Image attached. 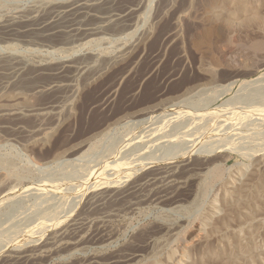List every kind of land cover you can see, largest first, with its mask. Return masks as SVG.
<instances>
[{"label":"rangeland","instance_id":"obj_1","mask_svg":"<svg viewBox=\"0 0 264 264\" xmlns=\"http://www.w3.org/2000/svg\"><path fill=\"white\" fill-rule=\"evenodd\" d=\"M258 17L264 0H0V264H264Z\"/></svg>","mask_w":264,"mask_h":264},{"label":"bare ground","instance_id":"obj_2","mask_svg":"<svg viewBox=\"0 0 264 264\" xmlns=\"http://www.w3.org/2000/svg\"><path fill=\"white\" fill-rule=\"evenodd\" d=\"M107 2L108 1H113V0H106ZM74 4H76V3H74ZM219 3L218 2H213L211 5H210V7H208L209 8V11H210V8H211V10H212V8H215L217 5H218ZM239 4H241V3H239ZM87 5V2H81L80 4H77L75 7H78V6H80V8H83V7H85ZM224 6V5H223ZM72 8V6H70V9ZM59 13V12H58ZM210 16V15H209ZM208 16V17H209ZM212 17H211V20H213V21H216V18L213 16V15H211ZM209 19H210V17H209ZM215 19V20H214ZM258 19H259V17H258ZM264 19H259L258 20V22L259 23H264V21H263ZM215 23V22H214ZM250 23V22H249ZM212 25V24H211ZM215 26V25H214ZM213 25L212 26H210V27H208L207 28V30H206V33L204 34V36L203 37H201V39L199 40V44L200 45H207V46H209V48H210V46L215 42L214 40H215V36H216V29H215V27H214ZM229 26V25H228ZM261 27V26H260ZM263 27V26H262ZM77 31H79V30H82V31H86L87 29H85L82 25L80 26V27H77V28H75ZM54 32H53V29H51V30H49V31H46L45 33H44V35H50V34H53ZM264 36V35H263ZM217 37V36H216ZM217 39V38H216ZM252 48L254 49V51L255 50H264V40L263 39H260L259 38V40H255L254 42H252ZM200 47V46H199ZM251 48V49H252ZM219 62V61H218ZM64 66L65 65H60V66H58V67H56V68H54L53 70H52V75H54V76H56L57 77V79L56 80H51V81H49V82H47V83H45V84H42V85H38V86H36L34 89H35V91L36 92H42V91H47V92H50V91H53V90H56V89H59V88H61V87H63L65 84H64V81L62 80V78H63V74H64ZM10 73L12 74V75H14V74H16V71H15V69L13 68V67H10ZM211 149V148H210ZM204 151V150H203ZM100 169V168H99ZM110 169V168H109ZM220 170V169H219ZM216 171H218V170H216ZM213 172V171H212ZM147 173V172H146ZM216 173H214L213 175H215ZM219 174V173H218ZM261 175V174H260ZM259 176V175H258ZM107 177V176H106ZM141 178H143V177H141ZM101 179V178H100ZM147 180V179H146ZM136 181H138V179H136L135 180V182L134 181H132L133 183H130V185L129 186H127V188L126 189H124V191H122L121 193H119V195H126V194H130V193H134L135 192V190H136V188L138 187L137 186V183H136ZM256 181V180H255ZM264 181V180H263ZM211 182H209V184H210ZM139 184V183H138ZM210 187V186H209ZM257 191V190H256ZM259 193H260V191H259ZM240 200H241V198H239ZM256 199H259V200H261L259 203H257L258 201H255V203L256 204H259V206H262V205H264V199H263V196H262V194H259L258 195V193H257V196H256ZM100 201V200H99ZM252 201V200H251ZM241 202H242V200H241ZM243 202H245V201H243ZM100 203V202H99ZM254 204V203H253ZM243 207V206H242ZM234 209V208H233ZM255 209H257V208H255ZM237 210V209H236ZM246 211V210H245ZM260 211V210H259ZM263 213V212H262ZM248 214V213H247ZM199 215V214H198ZM204 215V214H203ZM253 216H252V214L251 215H247L246 216V218L247 219H251ZM226 219V218H225ZM227 219H228V217H227ZM197 220V219H196ZM225 221V220H224ZM246 221V220H245ZM250 221V220H249ZM258 221V220H257ZM74 222H75V220H74ZM247 222V221H246ZM251 223V222H250ZM254 223V222H253ZM248 224V223H247ZM74 225V224H73ZM169 229V228H168ZM189 231V230H188ZM223 232V231H222ZM187 235V234H186ZM185 235V236H186ZM190 236V233H188V237ZM254 237V236H253ZM213 238V237H212ZM210 241V240H209ZM254 240H253V238L250 236V238H249V240H248V242H246L245 244H243V243H241V242H238L237 243V245H236V249H237V252H236V254H237V256H241V257H244V258H246V259H248L249 260V258H250V254L252 253V251H251V249H252V247L254 246V242H253ZM184 250V249H183ZM250 253V254H249ZM175 255V254H174ZM249 256V257H248ZM259 256V255H258ZM181 258H183L182 257V255H181ZM171 259H173V257L171 258ZM175 259V258H174ZM128 258H126V259H122V260H117L116 261V264H127V262H128ZM180 260V259H179ZM158 261V260H157ZM231 261V259L230 260H226V263H229ZM162 262V261H161ZM175 262V261H174ZM173 262V263H174ZM234 262V261H233ZM166 263V262H165ZM108 264V263H107ZM112 264H113V262H112ZM159 264V263H158ZM175 264V263H174ZM176 264H178V263H176ZM230 264V263H229Z\"/></svg>","mask_w":264,"mask_h":264}]
</instances>
